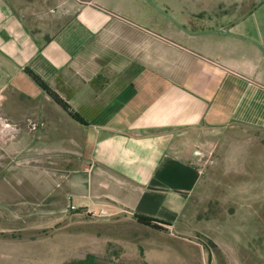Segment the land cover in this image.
<instances>
[{
  "label": "crops",
  "instance_id": "crops-1",
  "mask_svg": "<svg viewBox=\"0 0 264 264\" xmlns=\"http://www.w3.org/2000/svg\"><path fill=\"white\" fill-rule=\"evenodd\" d=\"M125 1L136 0H0L7 222L39 231L105 208L174 227L206 174L196 149L219 143L241 167L254 221L264 207V0Z\"/></svg>",
  "mask_w": 264,
  "mask_h": 264
},
{
  "label": "rangeland",
  "instance_id": "rangeland-1",
  "mask_svg": "<svg viewBox=\"0 0 264 264\" xmlns=\"http://www.w3.org/2000/svg\"><path fill=\"white\" fill-rule=\"evenodd\" d=\"M155 1L164 0L125 1V6L150 9ZM210 136L206 131L204 139ZM217 149H196L206 174L191 196L188 215L171 228L145 226L135 216L108 211L107 216L82 212L69 224L30 231L22 218L9 223L10 207L0 204V264H262L264 207L245 222L241 167Z\"/></svg>",
  "mask_w": 264,
  "mask_h": 264
},
{
  "label": "trees",
  "instance_id": "trees-1",
  "mask_svg": "<svg viewBox=\"0 0 264 264\" xmlns=\"http://www.w3.org/2000/svg\"><path fill=\"white\" fill-rule=\"evenodd\" d=\"M136 220L145 225V226H149V227H164V225L160 224L159 221L151 219V218H147V217H143V216H135ZM170 225V224H168ZM84 263H88V264H92L91 262H87V260H84ZM94 264V263H93Z\"/></svg>",
  "mask_w": 264,
  "mask_h": 264
},
{
  "label": "built area",
  "instance_id": "built-area-1",
  "mask_svg": "<svg viewBox=\"0 0 264 264\" xmlns=\"http://www.w3.org/2000/svg\"><path fill=\"white\" fill-rule=\"evenodd\" d=\"M11 135V134H10ZM199 153H201V151H196L197 155H200ZM72 209H77L78 206L76 205H71L70 206ZM88 213L94 214V215H99V216H107L108 215V211L105 208H101V209H97V210H92V211H88Z\"/></svg>",
  "mask_w": 264,
  "mask_h": 264
}]
</instances>
